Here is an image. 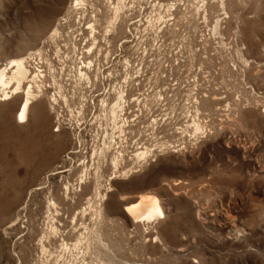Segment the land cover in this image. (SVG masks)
Wrapping results in <instances>:
<instances>
[{
	"label": "rangeland",
	"instance_id": "374dc122",
	"mask_svg": "<svg viewBox=\"0 0 264 264\" xmlns=\"http://www.w3.org/2000/svg\"><path fill=\"white\" fill-rule=\"evenodd\" d=\"M73 1L0 0V61L44 49L67 98L51 106L59 85L46 69L47 97L27 125L16 122L15 102L0 105L2 168L10 160L25 167L16 147L53 150L41 168L33 164L32 178H16L23 188L34 181L29 192L0 173V264H44L50 191L59 203L66 184L78 187L84 165L91 173L84 193L107 194L95 199L105 214L106 257L87 263L264 264V0H140L109 42L101 39L94 58L101 64L83 86L49 36ZM159 2L178 9L167 13ZM122 93L129 125L123 142L116 135L125 156L116 171L112 155L93 154L111 142L104 105L110 109ZM144 147L151 155L138 161ZM84 193L74 195L77 202L86 203ZM143 194L160 199L166 218L133 226L123 206Z\"/></svg>",
	"mask_w": 264,
	"mask_h": 264
},
{
	"label": "bare ground",
	"instance_id": "6f19581e",
	"mask_svg": "<svg viewBox=\"0 0 264 264\" xmlns=\"http://www.w3.org/2000/svg\"><path fill=\"white\" fill-rule=\"evenodd\" d=\"M139 3L140 0H74L67 16H65V23L60 20L54 30L49 33L51 42L57 45L58 59L66 66L68 63L74 64L76 68L75 79L78 85L83 86L92 83L91 73L93 67L96 63L99 66L101 64L100 60L94 59L96 58V51L100 49L101 39L109 42L108 36L119 31L129 8H137L136 6ZM158 5L168 8L167 13L178 9L177 2L175 4L159 2ZM43 13H47V9H44ZM165 19L161 14L160 20ZM150 21L156 22L158 20L151 18ZM100 33L101 36H99ZM84 35L83 42L85 46L80 48L78 39ZM63 42L73 44V48L65 51L61 46ZM72 54L73 56H71ZM32 62L36 63H34V69ZM46 69L49 70L54 83L59 85L58 95L53 96L51 100V106L54 108L59 103L60 98H67L64 95L65 87L57 80L59 76L56 65L49 58V55L45 54L44 49L39 48L30 53L10 55L8 59L0 61V105L15 102L17 105L15 119L21 126L29 123L31 110L38 106L44 97H47L46 80L48 75ZM98 77V74H96L95 79H98ZM125 94H119L116 101L111 104L110 109L105 103V116L108 117L111 114L108 121L111 122L110 125L114 132L112 133L111 142L105 143L101 154H98L97 149L93 154L94 159L97 156H104L107 159L108 155H112L111 165L116 171L120 170L125 161L124 150L119 147L121 142L119 143L116 139V135L120 134L118 139L122 141L123 137L121 135L125 133L129 125L128 119L124 116L127 104ZM66 102L68 101L66 100ZM199 131H204L201 124L196 126V132ZM2 136L3 132L0 131V154L4 148ZM52 151L50 147L38 148L32 142L25 147V150L24 145L23 148L16 147L12 151L14 157L22 160L25 167L20 169L14 164V160H10L7 167L2 168L4 156H1L0 173L11 178L10 186L19 189L21 194L26 191L29 192L34 188V181L31 180L28 186L23 188L21 181L14 183L16 178L27 176L32 178L35 173L33 164H37L41 168L48 154ZM150 153L151 150L144 147V149L136 152L135 157L138 161H144L151 155ZM38 171L41 172L40 169ZM81 173L83 175L79 177L77 188L71 183L64 186L63 197L59 199V203L56 200L59 194L50 191L47 232L40 238L44 264H90L87 261L94 256L106 257V253L102 250L104 243L100 239L101 231L99 229L105 214L103 204L97 207L95 199H100V202L105 201L107 194H103L99 188L92 196L84 193L91 175L89 166L84 165ZM127 173L130 174V172ZM50 174L51 172L47 173V178ZM75 189H77V192L73 194ZM78 192H81L79 195L84 193L87 196L85 204L77 202L74 195H77ZM123 212L133 226L166 218L161 201L154 194H143L132 198L129 203L123 206ZM72 235L74 239H71Z\"/></svg>",
	"mask_w": 264,
	"mask_h": 264
}]
</instances>
